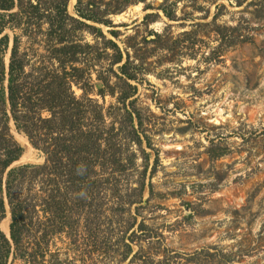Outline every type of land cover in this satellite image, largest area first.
I'll return each mask as SVG.
<instances>
[{
  "label": "rangeland",
  "instance_id": "rangeland-1",
  "mask_svg": "<svg viewBox=\"0 0 264 264\" xmlns=\"http://www.w3.org/2000/svg\"><path fill=\"white\" fill-rule=\"evenodd\" d=\"M82 1L103 12L113 10L116 0ZM76 5L77 0L67 5L73 16ZM106 17L114 26L87 23L100 27L145 69L138 81H131L137 87L142 124L134 123L141 144L129 141L138 139L131 127L129 134L123 132L129 143L125 157L136 153L137 158L124 179L114 176L121 206L119 195L106 194L109 210L96 240L100 251L94 238L80 239L76 246L65 236L55 238L52 250H60L62 264H264V0H132ZM156 33L162 36L153 40ZM4 34L10 37L4 53L8 66L14 36L21 31L7 27L0 38ZM76 37L96 43L89 31ZM20 40L21 51L38 65L32 48L43 49L38 43L32 47L26 37ZM98 40L101 47L103 38ZM85 73L89 81V70ZM91 76L97 88L99 82ZM74 91L83 96L78 87ZM88 96L105 108L116 103L111 95ZM115 115L108 117L106 129ZM119 121L115 132L130 125L128 119ZM10 132L24 152L30 151L12 167L46 162L13 120ZM143 151L149 155L146 174ZM139 180L145 181L141 196L133 190ZM8 208L0 222L7 235ZM110 221L113 231L106 224ZM132 224L126 237L132 231L139 236L133 254L120 261L122 249L115 243ZM105 250L116 258L103 256Z\"/></svg>",
  "mask_w": 264,
  "mask_h": 264
},
{
  "label": "trees",
  "instance_id": "trees-1",
  "mask_svg": "<svg viewBox=\"0 0 264 264\" xmlns=\"http://www.w3.org/2000/svg\"><path fill=\"white\" fill-rule=\"evenodd\" d=\"M68 2L0 0V34L7 27L21 31L14 36L8 66L4 53L10 37L4 34L0 38V222L7 215V204L11 216L10 238L0 227V264H15L17 260L22 264H62L60 250L51 248L55 238L61 236L74 239L76 246L80 239L94 238V248L100 251L96 240L109 210L104 204L106 194L111 191L119 195L121 206L123 199L114 176L121 174L124 179L137 158L136 153L125 157L129 143L123 132L131 127L138 139L129 141L141 144L134 123L142 124L134 98L137 87L131 81H138L145 69L100 27L87 23L114 26L106 16L122 11L132 0H116L113 10L103 12L90 9L92 3L77 0V16L67 11ZM163 11L172 17L166 8ZM83 31L91 32L96 43H82L76 33ZM110 33L119 36L118 30ZM161 36L156 33L153 40ZM21 37H26L32 47L38 43L43 49L44 53H39L32 48L38 65L31 62L27 51H21ZM99 37L103 38L101 47ZM87 69L89 81L85 79ZM92 74L99 82L97 88ZM74 86L83 91V96L75 94ZM92 92L102 98L111 95L116 103L105 108L98 99L88 96ZM111 114L116 118L106 129ZM121 118L128 119L130 125H120L115 132ZM11 120L46 155L44 164L12 167L30 151L26 148L24 152L11 134ZM19 137L31 146L27 138ZM148 156L145 153L144 174ZM127 182L131 184L129 179ZM137 184L133 190L141 196L145 181ZM106 224L113 231L112 221ZM132 227H126L115 243L122 249L120 261L133 254L132 244L139 235L132 231L126 237ZM104 254L116 258L108 250Z\"/></svg>",
  "mask_w": 264,
  "mask_h": 264
},
{
  "label": "water",
  "instance_id": "water-1",
  "mask_svg": "<svg viewBox=\"0 0 264 264\" xmlns=\"http://www.w3.org/2000/svg\"><path fill=\"white\" fill-rule=\"evenodd\" d=\"M15 163V162H14ZM13 163V164H14ZM13 164H12V166H13ZM7 207H8V205H7ZM8 214H9V218H10V210H9V208H8ZM4 222V219L2 220V222L1 223H3ZM7 235V234H6ZM7 237L8 238H10V225H9V235H7Z\"/></svg>",
  "mask_w": 264,
  "mask_h": 264
}]
</instances>
